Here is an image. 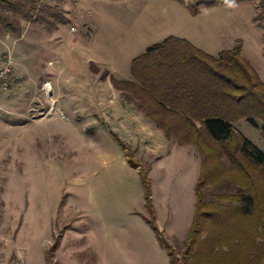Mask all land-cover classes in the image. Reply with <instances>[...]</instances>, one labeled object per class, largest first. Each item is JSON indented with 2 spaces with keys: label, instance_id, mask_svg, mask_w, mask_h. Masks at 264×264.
<instances>
[{
  "label": "rangeland",
  "instance_id": "374dc122",
  "mask_svg": "<svg viewBox=\"0 0 264 264\" xmlns=\"http://www.w3.org/2000/svg\"><path fill=\"white\" fill-rule=\"evenodd\" d=\"M47 1L67 20L23 21L21 38L0 30V70L12 61L0 87V264H173L149 221L181 256L201 154L114 79H134L133 58L170 35L213 54L242 39L264 79L261 0L198 14L175 0ZM235 125L264 149L249 121Z\"/></svg>",
  "mask_w": 264,
  "mask_h": 264
},
{
  "label": "trees",
  "instance_id": "16d2710c",
  "mask_svg": "<svg viewBox=\"0 0 264 264\" xmlns=\"http://www.w3.org/2000/svg\"><path fill=\"white\" fill-rule=\"evenodd\" d=\"M198 14L204 7L253 0H175ZM258 6L264 17V0ZM67 20L59 3L0 0V30L21 38L23 21L48 28ZM134 79L115 80L165 134L200 151L196 209L183 253L162 237L173 264H264V149L236 122L264 136V79L243 53V40L218 54L170 35L132 60ZM137 166L140 163L133 161ZM147 196L151 182L142 171Z\"/></svg>",
  "mask_w": 264,
  "mask_h": 264
},
{
  "label": "built area",
  "instance_id": "2783aa9c",
  "mask_svg": "<svg viewBox=\"0 0 264 264\" xmlns=\"http://www.w3.org/2000/svg\"><path fill=\"white\" fill-rule=\"evenodd\" d=\"M11 64H12V61L6 62L4 68L0 70V87L4 89H10L11 87V84L9 82Z\"/></svg>",
  "mask_w": 264,
  "mask_h": 264
},
{
  "label": "bare ground",
  "instance_id": "6f19581e",
  "mask_svg": "<svg viewBox=\"0 0 264 264\" xmlns=\"http://www.w3.org/2000/svg\"><path fill=\"white\" fill-rule=\"evenodd\" d=\"M47 87H48L49 89H51V85H50V83L47 84Z\"/></svg>",
  "mask_w": 264,
  "mask_h": 264
},
{
  "label": "crops",
  "instance_id": "0c3cea01",
  "mask_svg": "<svg viewBox=\"0 0 264 264\" xmlns=\"http://www.w3.org/2000/svg\"><path fill=\"white\" fill-rule=\"evenodd\" d=\"M149 121V120H148ZM150 121H151V119H150ZM152 123H153V120H152Z\"/></svg>",
  "mask_w": 264,
  "mask_h": 264
}]
</instances>
